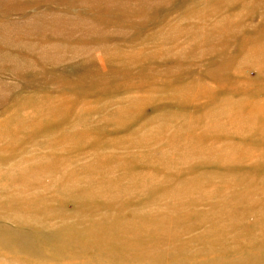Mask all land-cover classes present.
Masks as SVG:
<instances>
[{"label": "rangeland", "instance_id": "obj_1", "mask_svg": "<svg viewBox=\"0 0 264 264\" xmlns=\"http://www.w3.org/2000/svg\"><path fill=\"white\" fill-rule=\"evenodd\" d=\"M245 55L254 62L241 60ZM252 63L264 64V0H0V203L1 218H7L0 219V233L9 238L0 244V264H264V193H259L264 190V132H251L245 123L264 126V115L256 113L264 104V69ZM197 82L212 92L185 97L182 89ZM220 96L242 101L228 102L221 114L223 106L218 108L220 123L208 126L201 109ZM243 114L248 117L239 119ZM183 118L201 129L194 130L200 134H195L197 149L216 152L215 145L223 142L230 153L247 151L262 159L256 163L220 151L226 157L222 162H211L215 154H208L211 163L205 166L194 160L186 165L183 158L172 173L170 162L179 159L175 149H161L167 145L164 138L151 149L147 142L162 123L169 124L171 135L186 132ZM235 120L244 123V131L225 127ZM185 149L194 146L179 150ZM27 154L34 162L19 170ZM96 154L108 158L91 165ZM157 161L173 174L164 189L149 179L151 192L143 188L146 194L136 197L137 191L126 189L130 178L123 174L153 175ZM218 170L225 176L216 175ZM159 174L167 176L163 170ZM193 175L201 188L204 181L212 182L204 186L211 188L213 206L217 187L236 186L235 224L220 231L219 241L199 237L210 225L206 221L204 228L176 231L175 238L166 234L162 252L146 260L139 250L143 242L120 238V232L128 233L123 225L137 219V210L156 209L154 199L166 202L171 187L194 190L175 184ZM15 180L35 186L23 195L19 210L31 218L18 225L10 217L19 202L7 195L20 191ZM156 180L162 183L163 176ZM111 186L120 201L107 206L121 211L96 225L77 203L95 204L99 191L112 201ZM181 198L184 205H194L189 194ZM195 201L199 210L209 205ZM43 209L52 210L48 228L39 223L46 217ZM178 218L166 223L176 224ZM193 220L187 223L194 226ZM23 231L33 245L26 239L23 247L13 242L12 233L25 238ZM236 231L245 241L236 243Z\"/></svg>", "mask_w": 264, "mask_h": 264}, {"label": "bare ground", "instance_id": "obj_2", "mask_svg": "<svg viewBox=\"0 0 264 264\" xmlns=\"http://www.w3.org/2000/svg\"><path fill=\"white\" fill-rule=\"evenodd\" d=\"M243 59H247V62H254L253 59H249V57H247L246 55L241 60H243ZM259 63H256V64L252 63V65H254L256 68L258 67L260 70L264 69V64L262 65ZM207 85L206 84L202 85V84H199V82H197L194 85L195 87L193 85H189V86H187L189 88H187V87L183 88L182 91L186 90L188 92V93H186V91L184 92L185 97H188L189 94H191L192 97H194L197 94H198V96L200 95L202 97L203 95L206 96L212 92V91L207 89ZM191 88H194V89H191ZM237 99H239V97L236 98V100ZM141 100H143V99H139V97H138L135 101H138V103L140 102L139 104H141L142 103ZM230 101H233V102L238 104L242 100L234 101L232 99H229L226 96H220L218 98V100H214V103H209L206 107H204V109L198 108L199 111L201 109L202 112L206 113V116H207L208 120L210 121L209 123L207 121V123L209 124L208 126L220 123L218 121L220 120L219 118H221V117L215 116L216 110L223 106L222 110L219 112V114H221L222 111H224L226 109L227 103ZM260 101H262L264 103V100L260 99ZM255 106H258V104H255ZM240 113H242V111ZM256 113L264 115V104L259 105L256 108ZM247 117H248L247 114H243V115L239 116L238 118L244 120ZM183 119L185 120V122H183L182 125H184V123H185L184 126H186V124H187L188 130L186 132L185 131L182 132V134H181V131L177 132L175 130H174L175 133L172 134L173 136L171 134H169L168 133L169 124H166V123H162V125L160 127H158L155 131H153L155 129V127L152 130L149 129V132L153 131V132H151V134H153V135H151V137H153L152 138L153 140L150 139L147 142L148 144L150 143L148 145L150 147V149H151V144H152V146L154 145V143L159 144V141L162 138H164V139H166L167 145L161 146L160 148L166 150V148L172 147L175 149L174 151H176L177 156H179V159H177V164H176V162H170L173 165V166H171L172 170L169 168L168 169L170 171H172V173H173L174 169L177 168L178 161H180L183 158H185L187 160L184 162V164L190 165L192 163H189V162L191 160H194V163L197 164L198 166H205L211 162L212 163L222 162L225 160V158L228 155L231 157H233L234 155L238 156L239 159H243V158L251 159L252 158L251 160H253L256 163H258V161L260 159H262V156L260 157L259 155L255 154V153H251V152H247V151L241 152L240 154L239 153H234V154L230 153L229 145L226 143L223 144V142H220L219 144L217 143L215 145L216 149H214V150L216 152L212 151L213 148H211V146H212L211 144L209 146L211 148L212 153H209L207 150L197 149L196 147L198 146V143L196 142V138L198 137L197 135H200V134H197V132H195V131L197 129L201 131V129H199L198 124L196 122H194L190 119L186 120V118H183ZM212 121H214V122L212 123ZM245 123L247 124L248 128H250L251 132H255V133L256 132H260V133L264 132V126L262 127V126H259L257 124H254L252 122H245ZM240 124H244V123H240L238 120H235L234 122H231L228 126H225V127H231L232 125L233 126L235 125V127L239 126V128H236V130L242 132V131H244V127L241 126ZM225 127H222V128H225ZM219 129H221V128H219ZM225 129H227V128H225ZM154 133H157V134L154 135ZM174 134H179L180 137H177L178 135H174ZM195 134H197V135H195ZM144 135H146V133L143 134V136ZM165 135H167V136H165ZM177 139H180V140L177 142ZM181 139L184 140V144H185L184 146L185 147L187 146V144L192 143L194 146V149H191V150L185 149L183 151L179 150V149L184 148V146L178 144L179 142H182ZM207 144H209V143H207ZM220 151H223L225 153L226 157L220 156L219 155ZM208 154H211L210 157L213 156L212 154H215L216 157H211L212 161L208 162L210 159L209 157H207ZM28 156L33 157V156L27 154L23 158L20 159L19 162H21V163H19L20 164L19 165L20 167L18 168L19 170L21 168H26L27 165H29V164L31 165V163L34 162L32 159H26V157H28ZM80 157H81V155L78 154L77 158H80ZM95 158L96 159L91 160L90 163L92 162L91 165H96V166L98 165L99 166V164L101 165L103 163V161L108 158V156L96 154ZM146 158H151V157L148 156ZM126 162L127 161H125L123 159V167H125L127 165ZM75 163L77 164V161ZM156 163L157 164L155 165V167H156L155 172H151V173H154L153 175L147 174L146 171H145V175H141V173L140 174H134V173L123 174L126 177L130 178L128 181H126V185L129 184L126 189L137 191L135 193L136 197H137V195H140L139 193L146 194L144 192H141L142 191L141 189H143V188H145V192H147V193L151 192V188H153V187H148L147 179L152 181V185L156 184L155 187H157L159 189H164L167 186L165 184H167V182L169 183L171 181L169 179H172L171 177L173 174H171V172L164 167V164L162 162L157 161ZM128 164H129V162H128ZM194 168H196V167H194ZM161 169L163 171L167 172V176H165L164 174H159V172L162 171ZM218 171L215 172L216 175L225 176V175H222L221 170H218ZM18 174H20L22 176H25V175L31 176V174H29L28 172L24 173L22 171H19ZM158 176H163V182L162 183L157 182L156 178ZM196 177H197L196 175H193L191 178H188V180H185L183 182L182 181H177L178 183L175 182V184H177V185L178 184L180 185L183 183L184 186H188V187L196 186V188L194 190H189V189L184 188V187H181V188L180 187H178V188H172L171 187L170 196L165 197L167 199L166 202H164V203H161L160 201L156 202L158 198L153 200V202H155L154 203L155 206L157 204L156 209L142 208L140 210L135 211L137 219H134L132 222L125 223L123 225V227L128 231V233H123V231L120 232V234H119L120 238H123V241L124 240H130V238H133L136 241L143 242L144 244H142L140 246L139 250H140L142 255H143V253L146 254V256H144L146 258V260H152L151 258H152V255L154 254V251L162 252V250H161L162 248L159 245L163 241L162 240L163 236H166V234H167V235L175 238V232L178 230H180L179 234H183L186 231H189L191 228L194 229V228L199 227V226L201 228H204V227H206V224H203L204 221H206L207 223L210 222L209 223L210 225H208V227L203 232L199 233V237L202 240H217V241H219L218 239L222 238L221 236H219L220 231H222V229H223L225 232L227 226L235 224L236 215H234L233 211H234V206H235L234 202H236V198L238 197L237 191L235 189L236 186H231L230 188H227L226 186L217 187L213 192V197H215L217 199L219 205L217 203H215L213 206L210 204L211 201L209 200L211 197V188L208 189L204 186L205 184L207 185L206 182H208V184H210V186L212 187L213 186L212 182L209 180L204 181V183H202V188H201L198 185L199 183L196 182L197 181L195 179ZM257 182L261 183V181H257ZM18 184H20L22 186L21 189L18 187ZM14 185L16 187H18V189H20V191L18 190L16 193L7 191V195H15V200H17L19 203H17V202L13 203L15 205V208L13 209V211L14 212L18 211V212L15 214L14 217H10V218H14L13 222L15 224H17L16 223L17 221L18 222L23 221L24 223H28V220H30V218H31V213H27V215H25V214L21 213L19 210L23 209L22 208L23 204L21 203L22 199L24 198L23 195L29 194L30 191L35 189V186L21 184L18 180L14 181ZM134 186H139L140 190L133 189ZM111 187L114 188L113 193H112V195H113L112 201H106V199L104 200V197H103V196H105L104 192L100 193V191H99L98 192L99 196L97 198H96V196H94L92 199L95 201V204L84 207V203H79V201L77 203V205L80 208H82L79 210L80 212L85 213V214L89 213V214H92L94 216V223L96 225L99 224L100 222L106 221L105 219L107 218L108 214L110 216H112L114 213H118L121 211V210L112 211L111 208L109 206H107V204H109L110 202H113L114 204L117 205L120 201V199L117 197L118 195H116L117 187L116 186H111ZM260 188H259V191H260ZM186 189L188 191L183 192V190H186ZM261 191H262V189H261ZM261 191L259 193H261L263 195L264 190H263V192H261ZM122 192H123V189H122ZM126 192L128 193L127 190H126ZM188 194L192 197L191 199H192V202L194 203V205H192L191 207L184 205L183 200H182L183 198H181V195L188 196ZM132 195L133 194L131 193V196ZM195 200L200 201V204H203V202H206V204L208 205V203H209L207 208H210V209H208V210H207V208L204 210L197 209V205H195V203H196ZM19 207H21V208H19ZM105 208H106V210H105ZM2 210H3L2 204L0 203V219L7 220L6 217H5L6 219L1 218L3 215ZM100 210H105V211L102 212ZM7 211H8V208L6 207V212ZM13 211H11L10 214H13L14 213ZM202 211H204L203 214H201ZM43 212H44L46 217L40 219L39 223L42 224L43 227H47V226H45V224L50 226V222H49L48 218H49V216H52L51 215L52 210L43 209ZM177 215H179V218L177 219L178 222H176V224H174L172 222L166 223V221L168 219L173 218ZM7 216H9V215H7ZM47 216H48V218H47ZM193 217H194V220H193L194 226H192V223H190V224L187 223L188 219L192 220ZM196 218H197V220H196ZM208 219H209V221H208ZM9 222H12V221H9ZM170 230H172V231L170 232ZM238 232L239 231H236L235 233H233L234 235L236 234L234 236V239L237 236V241L235 240L236 243H240V242L245 241L241 238H238L239 237ZM13 234L14 233H12L13 242L17 241V243H16L17 246L23 247V243L24 244L29 243V245L30 244L33 245V243H30V241L28 240L27 235L25 234L24 231H23V235L25 238H23L21 236H14ZM128 235H130V237H127ZM109 236L110 235L108 234L107 236H105V238L109 237ZM153 237H155V241H154ZM229 237H231V236L229 235ZM0 239L2 240V241H0V244H4L5 242L8 241L9 238H8V236H4L3 233L1 232L0 233ZM25 239L27 240V243L24 241ZM154 242H155V244H154ZM221 244H223V243L221 242ZM145 246H148V247H145ZM83 248H85V247L83 246ZM141 248H143V249H141ZM29 250H30V247H29ZM140 252H138V253H140Z\"/></svg>", "mask_w": 264, "mask_h": 264}]
</instances>
